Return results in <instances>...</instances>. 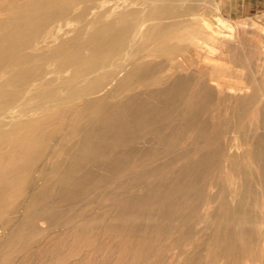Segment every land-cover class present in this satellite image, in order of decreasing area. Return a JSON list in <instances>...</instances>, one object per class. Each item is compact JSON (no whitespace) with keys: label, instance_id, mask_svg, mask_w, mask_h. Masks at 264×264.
<instances>
[{"label":"bare ground","instance_id":"obj_1","mask_svg":"<svg viewBox=\"0 0 264 264\" xmlns=\"http://www.w3.org/2000/svg\"><path fill=\"white\" fill-rule=\"evenodd\" d=\"M187 1L0 0V264L136 222L162 258L264 264V98L218 82Z\"/></svg>","mask_w":264,"mask_h":264},{"label":"rangeland","instance_id":"obj_2","mask_svg":"<svg viewBox=\"0 0 264 264\" xmlns=\"http://www.w3.org/2000/svg\"><path fill=\"white\" fill-rule=\"evenodd\" d=\"M189 3L197 7L199 15L186 18L198 23L200 27H210L214 31L208 33L203 41V46L213 51L206 56L208 63L214 66L220 75L217 79L218 82L225 87L235 88V95L242 96L253 91L257 93H255L257 96L264 98V13L248 17L224 18L220 14L219 6L215 0H188L187 4ZM218 21L231 22L234 30L230 31L227 27H221ZM229 46H232V50L237 49L233 50L235 55L229 51ZM254 49H257V52L254 53ZM246 52L250 57V62L242 63ZM247 77L248 80H246ZM251 130H255V128L252 127ZM147 145L148 143H141L139 146L145 148ZM142 192L144 191L141 190ZM263 195V191L258 193V200L262 199ZM40 224L45 227L44 223L41 222ZM143 225L136 222L131 226L127 225L122 230L111 232L105 231L104 226H100L92 233L88 232L82 235L75 233L63 234L61 240L40 237L27 248L12 253L10 264L184 263L183 256L173 258L169 252V255L167 254L164 258L160 256L162 250L170 245V241L167 239H157L152 247L147 248L142 238L135 235L132 230ZM188 251L191 254L195 251V248L189 247ZM200 251L203 256L201 264H206L208 262L207 251L204 247L200 248ZM216 264L234 263L229 259L220 258Z\"/></svg>","mask_w":264,"mask_h":264},{"label":"crops","instance_id":"obj_3","mask_svg":"<svg viewBox=\"0 0 264 264\" xmlns=\"http://www.w3.org/2000/svg\"><path fill=\"white\" fill-rule=\"evenodd\" d=\"M224 18H239L264 13V0H215Z\"/></svg>","mask_w":264,"mask_h":264}]
</instances>
